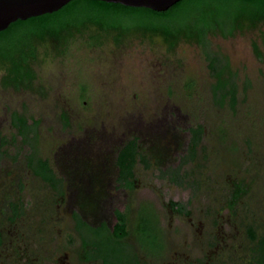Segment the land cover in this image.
<instances>
[{
    "label": "rangeland",
    "instance_id": "obj_1",
    "mask_svg": "<svg viewBox=\"0 0 264 264\" xmlns=\"http://www.w3.org/2000/svg\"><path fill=\"white\" fill-rule=\"evenodd\" d=\"M236 8L205 2L188 21ZM112 21L127 29L34 40L26 83L6 81L0 64V264H101L82 260L87 238L74 214L97 227L84 232L110 263L130 264L134 252L141 264L203 263L215 237L225 264H247L249 231L264 232V20L209 31L203 43L143 32L159 25L145 19ZM207 54L235 87L232 102L214 91ZM12 113L30 125L27 137ZM131 139L138 155L125 188L116 156ZM32 150L58 188L28 167ZM174 203L181 216L167 212ZM117 213L126 249L109 236Z\"/></svg>",
    "mask_w": 264,
    "mask_h": 264
},
{
    "label": "trees",
    "instance_id": "obj_2",
    "mask_svg": "<svg viewBox=\"0 0 264 264\" xmlns=\"http://www.w3.org/2000/svg\"><path fill=\"white\" fill-rule=\"evenodd\" d=\"M205 2L216 5H235L237 8L233 14L220 16L210 14L206 18L207 20L198 18L190 23L188 20L191 17L188 11L194 10L195 6ZM115 18H123L129 21L145 19L152 23H158V26L145 25L138 27V29L143 32L156 33L165 41L184 36L186 38H196L203 43L204 36L209 31L218 29L223 34H229L242 23L253 24L264 20V0H179L162 12L97 0H71L53 13L17 20L5 30L0 31V64L5 67L6 81L14 85L29 81L31 75L25 65L28 58L33 56L32 42L34 40L43 41L46 38L62 40L71 35L73 31L88 27H93L98 31L104 29L125 31L127 28L120 27L112 21ZM211 57L207 54L209 67L215 77L213 89L219 94L220 100L229 96L232 102L235 87H229L219 80L220 72L215 70L214 59H211ZM11 123L21 136L27 137L30 133L31 127L22 115L12 113ZM32 137L35 138L34 133ZM135 157L136 140L131 139L120 148L116 156L117 179L119 184L125 188L132 187L130 178L133 175ZM27 165L34 175L53 188H58L60 179L53 176L47 161L36 157L34 150L27 157ZM116 215L118 221L111 236L114 243L120 235L125 233L123 215L120 213ZM76 224L80 230L85 227L84 222L78 217H76ZM96 228H88V230L97 232ZM98 228L99 230H105L103 225ZM254 253L259 261L258 263L264 264V233L257 241Z\"/></svg>",
    "mask_w": 264,
    "mask_h": 264
},
{
    "label": "water",
    "instance_id": "obj_3",
    "mask_svg": "<svg viewBox=\"0 0 264 264\" xmlns=\"http://www.w3.org/2000/svg\"><path fill=\"white\" fill-rule=\"evenodd\" d=\"M71 0H0V31L17 20L53 13ZM162 12L179 0H97Z\"/></svg>",
    "mask_w": 264,
    "mask_h": 264
},
{
    "label": "flooded vegetation",
    "instance_id": "obj_4",
    "mask_svg": "<svg viewBox=\"0 0 264 264\" xmlns=\"http://www.w3.org/2000/svg\"><path fill=\"white\" fill-rule=\"evenodd\" d=\"M117 32L119 33V30ZM52 40H54V39H52ZM54 41H58V40H54ZM136 148H137V144H136ZM137 155L138 154H137V149H136V158H137ZM133 166H134V164H133ZM132 174L134 175V173H132ZM117 175H118V167H117ZM133 175L130 178L131 184H133V180H132ZM116 181L119 184L117 178H116ZM169 205L171 206V204H169ZM170 206L167 208V212L168 213L170 212L173 216H181V213H182V209L181 208L182 207L180 205H177V203H174V206H171V207ZM76 217H78V216L74 214L75 221H76ZM196 223L198 224V226L201 227V225H200L201 222L200 221H196ZM84 224H85V227L83 229H81V230L79 229V230L88 239V237H87V235H86L85 232L86 231H88V232L90 231V230H88V228H91L92 229V228H95V227H91V226L87 225L86 223H84ZM189 225H190V227H192L194 225L193 221H189ZM197 231L199 232V234H201V229L200 230L197 229ZM263 233L260 236H258L257 238L256 237L254 238L253 233L251 231H249V234H250V237H251L250 238V242H251V244L253 246H251L250 248L247 249V252L248 253H247V257L245 259V262L247 264H259L258 263L259 261H258V259L255 256L254 249L256 247L257 241L263 235ZM109 236L111 237V235H109ZM87 239H84L85 242L83 241L84 242L83 249H85L86 246H87L88 247V251L87 250L84 251V255H82V257H81L82 260H85V261L100 260L101 264H114V263L108 262L107 259H105V258L97 257L96 255L92 254V250L94 248L91 247V245H90V243L88 242ZM115 244L116 245L118 244L120 246H124L123 247L124 249L128 248V246H126L124 243L121 242V239H117V241H115ZM220 244H221V242L218 241V239H216L215 237H213L212 240L209 241L207 243V245H206L207 247H206V254H205V258H206L205 262L201 263L198 259H192L191 261L190 260H186L185 263H183V264H225L226 259L224 258V255L228 252V250H227L228 248L226 247L227 245H225V248L220 247ZM150 260H153V262L156 263L159 260V256L157 255V256L151 258ZM130 264H141V261L136 257V253L135 252H134L133 259H130ZM163 264H176V262L175 261H172V259H170V260L166 261Z\"/></svg>",
    "mask_w": 264,
    "mask_h": 264
}]
</instances>
